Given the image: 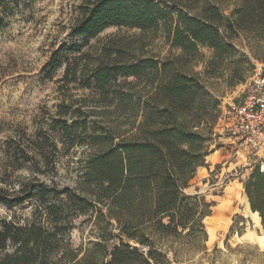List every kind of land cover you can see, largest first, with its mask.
<instances>
[{
    "label": "trees",
    "instance_id": "trees-1",
    "mask_svg": "<svg viewBox=\"0 0 264 264\" xmlns=\"http://www.w3.org/2000/svg\"><path fill=\"white\" fill-rule=\"evenodd\" d=\"M80 8L73 36L93 38L113 25L161 30L169 51L126 59L116 45L95 59L87 53L84 67L68 64L63 80L91 89L94 106L88 97L63 101L51 132L0 144V203L32 205L23 221L1 220L0 264H171L169 253L177 261L205 250L212 202L187 189L214 151L220 101L209 74L239 60L240 34L264 38V0H92ZM60 143L90 149L73 186L50 176ZM241 181L264 226L261 164ZM87 214L97 239L76 248L75 220Z\"/></svg>",
    "mask_w": 264,
    "mask_h": 264
},
{
    "label": "rangeland",
    "instance_id": "rangeland-1",
    "mask_svg": "<svg viewBox=\"0 0 264 264\" xmlns=\"http://www.w3.org/2000/svg\"><path fill=\"white\" fill-rule=\"evenodd\" d=\"M3 1L6 7L0 10L1 145L13 138L24 145L40 130L51 132L63 101L88 97L89 107L94 106L91 89L63 80L68 64L84 67L87 53L95 59L105 48L116 45L126 49V59L164 56L169 51L161 30L143 32L113 25L93 38L73 36L71 28L80 15V5L92 0ZM235 42L239 60H223L221 67L209 74V88L220 101L214 151L208 155L207 164L198 168L187 189L212 202V212L204 219L208 233L206 248L181 252L177 261L169 253L171 264H264V226L259 216L252 214L241 181L255 163L264 168V151L243 144L231 114V104L244 95L252 75L264 69V38L240 34ZM204 51L210 54L207 49ZM203 68L200 63L197 69ZM239 76L244 80L232 85ZM53 134L58 136L56 131ZM59 148L55 155L56 170L50 176L61 186H73L90 149L83 144L67 150L61 143ZM3 156L0 149V167ZM21 173L26 174L27 169L16 172ZM31 213V204L10 207L0 203V222L23 221ZM96 239L92 215L77 217L71 233L73 246L86 247Z\"/></svg>",
    "mask_w": 264,
    "mask_h": 264
},
{
    "label": "built area",
    "instance_id": "built-area-1",
    "mask_svg": "<svg viewBox=\"0 0 264 264\" xmlns=\"http://www.w3.org/2000/svg\"><path fill=\"white\" fill-rule=\"evenodd\" d=\"M231 114L243 144L264 151V69L252 75L244 95L231 104Z\"/></svg>",
    "mask_w": 264,
    "mask_h": 264
},
{
    "label": "crops",
    "instance_id": "crops-1",
    "mask_svg": "<svg viewBox=\"0 0 264 264\" xmlns=\"http://www.w3.org/2000/svg\"><path fill=\"white\" fill-rule=\"evenodd\" d=\"M251 212H252V210H251ZM255 212H252V214H254ZM255 215V214H254ZM257 216H258V214H257Z\"/></svg>",
    "mask_w": 264,
    "mask_h": 264
}]
</instances>
